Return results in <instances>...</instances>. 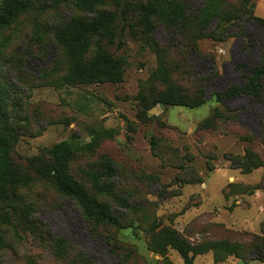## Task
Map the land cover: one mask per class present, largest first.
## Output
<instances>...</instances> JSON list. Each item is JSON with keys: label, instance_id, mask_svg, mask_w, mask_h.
<instances>
[{"label": "rangeland", "instance_id": "rangeland-1", "mask_svg": "<svg viewBox=\"0 0 264 264\" xmlns=\"http://www.w3.org/2000/svg\"><path fill=\"white\" fill-rule=\"evenodd\" d=\"M202 2L187 0L194 9ZM250 2L253 15L264 19V0ZM73 15L90 17L68 4L51 12L38 8L18 17L4 34L8 43L0 54V80L18 89L10 91L14 107L9 109V125L18 140L8 158L25 179L16 192L24 194L28 204L21 209L26 217L19 216L21 210H10L11 223L4 233L8 245L0 249V264H69L78 253L90 264H117L106 243L90 235L76 202L37 174L34 160H48L47 151L61 141L76 146L68 171L89 195L95 196L94 177L112 184L109 195L95 197L109 203L123 219L128 227L111 231L119 241L132 244L145 264H164L162 257L147 249L148 226L170 227L192 245L229 239L224 232L261 235L264 189L244 192L264 182V74L259 100L243 95L218 102L213 93L241 85L237 64H244L247 71L260 64L262 26L248 21L246 37L229 35L221 42L199 39L193 44L197 54L178 56L181 72L190 69L197 78L216 74L202 86L206 101L188 108L154 103L155 96L170 85L184 91L196 84L169 69L168 79L160 78L156 46L170 56L181 53L172 46L182 49L177 37L161 25H154L151 42L131 27L134 20L127 25L117 19L98 44L122 62V81L70 84L74 62L56 44L50 29ZM33 18L38 29L32 28ZM214 111L229 121H216L198 131ZM246 151L260 158V166L242 173L239 166ZM195 176L201 181H180ZM51 238L62 240L69 261L55 257ZM165 258L183 264L172 249H167ZM217 258L216 264H264L225 253ZM193 264H215L213 252L195 256Z\"/></svg>", "mask_w": 264, "mask_h": 264}, {"label": "trees", "instance_id": "trees-1", "mask_svg": "<svg viewBox=\"0 0 264 264\" xmlns=\"http://www.w3.org/2000/svg\"><path fill=\"white\" fill-rule=\"evenodd\" d=\"M68 4L79 11L89 13L90 17L71 16L68 19L51 27L53 39L57 45L66 49L64 53L74 65L69 69L70 84L75 83H104L121 82L123 78L122 62L116 57L105 53L98 44V39L109 33L112 27L117 25V19H121L130 24L131 27L140 31L145 39L150 38V33L154 25H161L171 35L178 39L182 49L176 45L177 56L171 55L169 51H164L156 43V54L160 64V78L166 73L178 74L179 72L193 79L191 90H181L175 85H170L166 90L155 96L154 103H162L169 106H183L188 108L199 107L206 101L205 91L202 89L204 82L216 76L209 73L200 78L195 77L193 72L186 70L181 72L178 56L183 52L197 54L194 48L195 42L199 39H210L214 42H221L229 35L236 37H246L244 32L245 23L255 21L259 23L264 31V19L258 18L251 12L252 4L250 0H203L197 9L191 8L187 0H1L0 1V54L6 49L7 36L5 32L14 21L23 14H31L39 8V12L53 11L61 5ZM73 14V13H72ZM36 18L32 20V28H37ZM133 28V29H134ZM122 29V26H121ZM234 30L228 32V30ZM152 42V41H151ZM93 48V52H90ZM173 56L176 62L173 61ZM167 58V62L161 63ZM236 68L241 73V85H229L220 92H214L218 102L227 98H235L247 95L253 100H259L261 95L260 79L264 74V53L259 65L246 70L245 65L239 63ZM165 78L168 79L166 76ZM2 79V78H0ZM17 87L8 82L3 84L0 80V249L8 245L4 233L11 223V212L19 211L27 207L24 194L16 191L22 187L25 179L15 170L16 166L8 158L12 145L18 140V136L9 125L10 112L14 103L10 99V91L17 93ZM216 121L226 123L228 118L223 117L220 112L214 111L212 115L201 123L197 130L209 129ZM264 145V136H261ZM75 145L69 141H61L52 146L48 152V160L35 159L37 174L40 177L48 178L53 188L61 195L73 199L80 213L87 223L89 233L92 237L103 240L108 246V252L117 257V264H145L132 244L119 241L115 236L113 228L121 229L128 227L124 225L123 219L115 214L109 203L99 200L100 195H109L112 191V184L101 182L98 178H92L91 185L95 196L89 195L82 185L72 178L68 171V163L74 157ZM155 147L154 144L152 146ZM246 151V160L240 164L242 173H247L251 169L260 166V158H256ZM257 159V162H255ZM106 171H111L109 165L105 166ZM181 182H200V178L182 179ZM257 189H264V182L261 181L256 186L249 187L245 194H252ZM25 216L23 211L19 216ZM262 234L251 233L232 234L224 232L230 236L229 239L211 240L197 245L190 244L180 234L167 226L158 224L148 226L147 249L162 257L164 264H171L167 261L165 254L167 249L174 250L182 259L183 264H193V259L197 255H202L208 251L214 254V263L218 262L217 256L221 253L233 255L241 260H256L264 262V225ZM50 245L57 259L64 261L69 258L67 248L60 239L51 238ZM64 259V260H63ZM71 259V258H69ZM68 259V261H69ZM69 264H90L85 260V255L78 253Z\"/></svg>", "mask_w": 264, "mask_h": 264}]
</instances>
